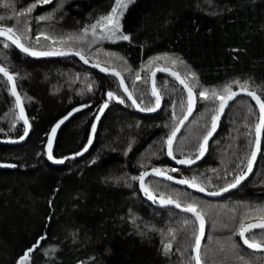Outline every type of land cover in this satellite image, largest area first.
Instances as JSON below:
<instances>
[{"label": "trees", "instance_id": "1", "mask_svg": "<svg viewBox=\"0 0 264 264\" xmlns=\"http://www.w3.org/2000/svg\"><path fill=\"white\" fill-rule=\"evenodd\" d=\"M115 4L0 0V28L12 27L31 50L72 51L116 71L145 111L156 106L150 74L157 68L176 71L192 87L196 103L173 143L177 160L198 156L226 85L232 92H254L264 103V0H134L119 20L120 31L130 39H119V32L100 39L99 26L95 33L92 26ZM0 68L14 78L31 126L25 143L0 145V264H18L26 253L24 264H194L197 221L148 204L133 177L157 168L178 179H195L211 193L230 186L246 170L254 148L259 113L253 102L235 99L205 159L180 169L169 163L165 148L188 100L172 77H156L162 107L153 116H142L115 78L75 59L33 60L0 39ZM212 90L221 98L213 97ZM202 91L208 92L207 99L199 95ZM72 111L76 114L58 131L52 147V159L63 162L53 165L48 136ZM23 132L8 83L0 76V139H18ZM145 186L154 197L183 208L195 205L204 217L201 264H264V253L248 249L239 238L242 223L264 221V131L251 177L218 200L155 177ZM249 237L264 245V231Z\"/></svg>", "mask_w": 264, "mask_h": 264}, {"label": "water", "instance_id": "2", "mask_svg": "<svg viewBox=\"0 0 264 264\" xmlns=\"http://www.w3.org/2000/svg\"><path fill=\"white\" fill-rule=\"evenodd\" d=\"M0 39L2 40H5L7 41L8 43H10L15 49H17L20 53H22L23 55L33 59V60H37V61H41V60H52V59H63V58H68V59H75L77 61L80 62V64L87 68V69H90L92 71H95L103 76H106V77H113L117 80L118 84H119V87H120V90H121V93L126 97V99L129 101V103L131 104L132 108L136 111V113H138L139 115H142V116H153L155 114H157L161 107H162V99L160 97V103H159V106H155L154 108L156 109L155 111H145L143 109H141L139 107V105L137 104V102L134 100V98L132 97L131 93L128 91L127 89V85L126 83L124 82L123 78L121 77V75L119 74L118 76L116 75H113L112 73L115 72L117 73L116 71L112 70V69H108V68H105L103 66H100V65H96V64H93V63H85L84 60H82L80 58V55H76L74 53L76 52H72V51H66L64 53H67L66 55H40L39 53H45V52H41V51H36V50H31L33 52H36L38 53L37 55H30L28 54L27 52H24L22 51L20 48H18L15 44H13L11 42V40H8L4 37H0ZM21 42V41H20ZM101 68L105 69V71H101ZM3 69V68H2ZM158 69H166L165 71H159ZM4 71H6L4 69ZM7 72V71H6ZM172 72H175L177 73L176 71H174L173 69H170V68H157L155 69L151 74H150V77H149V80H150V91H151V94H152V90H153V87H155V79L157 76L159 75H168L170 77H172L176 84L186 93V96H187V100H188V108H187V111L185 113V115L181 118V120L179 121L177 127L175 128L176 130V135L175 137L173 138L172 140V148H173V143L175 142V140L178 138V136L180 135L182 129L184 128V126L188 123V121L191 119V117L194 115V112H195V107H196V103H195V95L193 93V104H192V111H191V114L189 115L188 114V109H189V96H188V89H186L184 87L183 84L180 83L179 80H177L175 78V76L171 75ZM8 75L11 76V74L9 72H7ZM153 73H155V76H153ZM0 76L4 77L5 80L7 81L8 83V86H9V89H10V93H11V96L13 98V100L15 101V104H16V109H17V112H18V115H19V118L23 124V127H24V132L22 134V136L18 139H0V145L2 146H16V145H21L23 143H25L29 136H30V132H31V126H30V123H29V120L27 118V115H26V112H25V109H24V106H23V103L21 101V98H20V104L18 105L17 104V101H16V96L13 95V88H15V92L16 94L19 96L18 94V90H17V87H16V83H15V80L14 78L12 77V80H9L8 79V76H5L4 75V72H0ZM180 78L183 79V77L179 74ZM121 80H123V85H121ZM184 80V79H183ZM125 89H127V92L125 91ZM193 92V91H192ZM235 93H237V95L235 97H233L232 99L228 100L226 106L223 108V110L221 111V109H219L217 115H216V118L215 119V124H216V128H215V131H213L212 133V136L208 139L207 141V144L205 145V151H204V155L203 156H200V152L198 154V156L191 160L193 162L191 163H184V164H180V163H177V159H175L173 157V155L170 157L167 153H168V144H166V148H165V155H166V158L167 160L169 161V163L174 167V168H180V169H190V168H193V167H196L197 165H199L206 157L207 155V152H208V146H209V143L211 142V140L215 137L216 133H217V130L220 126V123L222 121V119L224 118V115L227 111V109L229 108V106L232 104V102L239 98V97H245V98H249L253 104L257 107V110H258V113H259V122L258 124L261 122V112H260V104L257 103V100L253 99L251 95H248L247 93L248 92H251V91H247V90H243V89H238V90H235L233 91ZM254 93V92H253ZM256 94V93H255ZM153 95V94H152ZM129 96H131V99H129ZM257 97H259L257 94H256ZM20 97V96H19ZM153 97L156 99V97L153 95ZM260 99V98H259ZM135 101V103H134ZM260 102L262 103V101L260 100ZM21 108L23 109V113H21ZM76 114V111H72L71 113H69L67 116H65L64 118L60 119L59 121H57L55 123V125L52 127L51 131H50V134L48 136V143H47V154H48V157H49V152L52 153V147H53V144H54V140H55V137L58 133V131ZM186 117V118H185ZM25 120H27V124H25ZM61 121H63V123H61ZM214 123V122H213ZM57 125H59L57 127ZM53 129H55V133H53ZM212 131V129H211ZM263 131H264V128L261 129L260 133H259V141H257V137H258V133H257V130H256V136H255V144H254V148L252 150V153H251V156H250V159H249V163H248V166L246 168V170L244 171V173L237 179L239 180V182L237 183V180L233 183L235 184L236 186L235 187H231L228 186L226 187L227 188V191H225L224 189L218 191L217 195H210L209 193L211 192H208L206 190H204L203 192L201 191H198L196 190V188H193V187H189L187 184H181V183H177L176 181L177 180H182V179H178V178H175L171 175H168V174H165L163 173V175H156L154 172H153V169H149L143 173H147V175L144 176V186H145V181L148 179V178H151V177H155V178H158V179H162V180H165V181H168L174 185H178V186H181L197 195H200L208 200H218L220 198H222L223 196H225L228 192L230 191H233V190H236L237 188H239L242 184H244L247 180H249V178L251 177L256 165H257V162H258V158H259V155H260V150H261V141H262V136H263ZM172 135V134H171ZM204 144V141L203 143ZM50 145V147H49ZM255 153V156H253L252 154ZM51 161V163L53 165H61L62 163H57L56 161L57 160H53L52 158L49 159ZM185 161H188V160H185ZM249 168L251 169L249 171ZM142 173V174H143ZM168 176H171L172 179L169 180L167 179L166 177ZM146 187V186H145ZM138 190H139V193L141 194V196L145 199V201L150 204L151 206L155 207V208H159V209H172V210H175V211H178L180 213H183V214H187V215H191L198 223V227H199V230H198V235L197 237H200L201 236V233H200V221H198L196 219V217L194 215H192L190 212H185L183 211V207H180V208H177L175 207V203L174 204H168L166 203V201L168 199H164L165 202H161V198H157V197H154V199H149L148 196L145 194V192L143 191V189L141 188V185H140V182L138 180ZM203 217V216H202ZM203 220H204V232H203V236L201 237L200 239V244H199V249L197 250V247H196V241H195V246L193 248V251H192V255H193V261H194V264H196V257L199 256L200 254V251H201V248L203 246V243H204V240H205V235H206V223H205V219L203 217ZM260 223H264V221H261V220H254V221H250V222H247L245 224V226L247 227V225L249 224H260ZM258 230H261V231H264V229H260V228H253L251 229L250 231L246 232L245 233V237L246 238V235L250 232H253V231H258ZM239 238H240V242L245 246L247 247L248 249L254 251V252H258V253H264V245H261V247L259 248H250L248 247V245H246L244 242H243V239L241 238V236L239 235ZM199 260H200V257H199ZM201 264V262H200Z\"/></svg>", "mask_w": 264, "mask_h": 264}, {"label": "snow or ice", "instance_id": "3", "mask_svg": "<svg viewBox=\"0 0 264 264\" xmlns=\"http://www.w3.org/2000/svg\"><path fill=\"white\" fill-rule=\"evenodd\" d=\"M38 2L41 3V4H43V3H48L49 0H38ZM132 2H134V0H115L116 6L111 9V13L108 14V15H106V16H104V17H102L97 22L96 25H93L92 26L93 33H95V29L98 26H101L102 25L103 27L101 28V32H104V29L105 28L108 29V32L106 34L102 35L100 37V39H113L114 37H117V33L119 32L120 33V35L118 37L119 39L129 40L130 39L129 36L128 35H124L120 31L121 26H120L119 20H120V17L123 16L124 11L127 9L129 3H132ZM34 7H35V5H33V8ZM31 10H32V8L29 9V12ZM2 19H3V17H0V20H2ZM41 19H43V17ZM109 26H111V27H109ZM0 37H4V38H6L8 40H11V42L13 44H15L18 48H20L24 52H27L30 55H37L38 54L36 52L31 51L29 48H26L20 42L21 37L19 35H16V30H14L12 27L0 28ZM45 39H48V37H45ZM5 47H7V45H5ZM39 54L40 55H66L67 53H64V52H45V53H39ZM74 54L80 55V53H74ZM80 58L82 60H84L85 63H88V60L83 55H80ZM155 59L156 60H159V59H161V57H156ZM164 59H170V58L164 57ZM171 62L173 64H175L176 63V60L175 59H172ZM158 70L159 71H165L166 69H158ZM101 71H105V69L101 68ZM0 72H4V75L5 76H8V79L9 80H12V77L10 75H8V73L6 71H4V69L0 68ZM112 74L113 75H116V76L119 75V73H115V72H113ZM171 75L175 76V78L177 80H179L180 83L183 84L186 89H188V96H189V109H188V114L190 115L191 114V111H192V104H193L192 87L190 85L186 84L185 81L180 78V76H179L178 73L172 72ZM153 76H155V73H153ZM192 76L194 78L195 77V74L193 73ZM236 83L239 84V82H236ZM121 85H123V80H121ZM240 86L242 88H244V89H246V87H247L246 84L240 85ZM125 91L127 92V89H125ZM222 92L224 94H226L224 96V98H221V94L218 93L216 90H212V92H211V95L213 97L221 98V103H220V109H221V111L226 106L228 100L232 99L233 97H235L237 95V93L231 91V85H226L222 89ZM152 94L156 97V106L158 107L159 106V103H160V95L157 92V90H156L155 87H153ZM247 94L248 95H251L252 98L255 99V100H257V103L260 104L261 122L259 124H257V127H256V130H257V133H258L257 141H259V133H260L261 129L264 128V103H261L260 102L259 97H257L255 93L248 92ZM13 95L16 96V101H17V104L19 105L20 104V97L16 94L15 88H13ZM199 95L201 97L207 99L209 94H208L207 91H202V92L199 93ZM108 96H109L110 99L111 98H114L113 93H111V92L108 93ZM129 99H131V96H129ZM120 102H123V101H120ZM134 103H135V101H134ZM105 107H107V105H105ZM146 110L147 111H155L156 109L155 108H148ZM21 113H23V109L22 108H21ZM215 119H217V118L214 117V123L212 125V131H209L208 132L207 136H205V138H204V144H201L200 145V149H199L200 156H203L204 155V151L206 150L205 149V145L207 144L208 139L212 136L213 131H215V128H216ZM61 123H63V121H61ZM25 124H27V120H25ZM58 126L59 125H57V127ZM53 133H55V129H53ZM175 135H176V130H174L172 132V135L167 140V144H168V153L167 154L170 157L173 155V152H172V140L175 137ZM49 147H50V145H49ZM252 155L255 156V153H253ZM51 158H52L51 152H49V159H51ZM56 162L57 163H62L63 161H56ZM191 162H193V161H191V160H188V161L178 160L177 161V163H180V164L191 163ZM250 170L251 169L249 168V171ZM172 171H176V169H172ZM153 172L156 175H163V173L161 172V170L160 169H157V168H154L153 169ZM145 175H147V173H143L139 177H133V179H138L139 182H140L141 188L143 189V191L145 192V194L148 196V198L149 199H154V196H153L152 192L149 191V189L144 186V176ZM166 178L169 179V180L172 179L171 176H168ZM176 182L177 183H181V184H187L189 187L196 188V190L201 191V192L204 191V188L199 187L195 183V179H193L192 181H189V180H177ZM238 182H239V180H237V183ZM235 186H236L235 184H232L231 185V187H235ZM224 190L227 191V188H225ZM209 194L210 195H217L219 193L212 192V193H209ZM161 202L162 203L165 202L163 197H161ZM166 203H168V204H174L175 203V207H177V208H180L181 207V205L179 203H176V202H174L171 199H168L166 201ZM182 210L185 211V212H190L192 215H194L196 217V219L198 221H200V233H201V236L196 238V247H197V250H198L199 249V244H200V239L203 236V232H204V220H203V217H202L201 213H199L197 211V208L193 204L187 205ZM261 212H264V209H261ZM253 228L264 229V223H260V224H249V225H247V227L242 223L240 225L239 235L243 239V242L246 245H248V247H250V248H259V247H261V244H258L255 241L250 242V240H251L250 237L249 238H244L245 237V233L248 232V231H250ZM53 251H55V249H53ZM25 259H27V256H25ZM21 264H23V261L21 262ZM196 264H200L199 256L196 257Z\"/></svg>", "mask_w": 264, "mask_h": 264}, {"label": "rangeland", "instance_id": "4", "mask_svg": "<svg viewBox=\"0 0 264 264\" xmlns=\"http://www.w3.org/2000/svg\"><path fill=\"white\" fill-rule=\"evenodd\" d=\"M115 6H116V4H115ZM103 26L101 25V26H99V31H100V36H102V35H104V34H106L107 32H108V29L107 28H105L104 29V32H101V28H102ZM109 27H111V26H109ZM28 253H26L25 254V256H27V259H28ZM25 256L18 262V264H21V262L23 261V264L27 261V259H25Z\"/></svg>", "mask_w": 264, "mask_h": 264}]
</instances>
